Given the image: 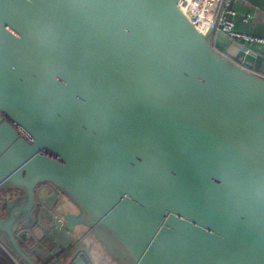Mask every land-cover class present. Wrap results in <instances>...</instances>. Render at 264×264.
<instances>
[{
  "label": "water",
  "instance_id": "water-1",
  "mask_svg": "<svg viewBox=\"0 0 264 264\" xmlns=\"http://www.w3.org/2000/svg\"><path fill=\"white\" fill-rule=\"evenodd\" d=\"M178 1L0 0V190L21 192L0 240L20 263L94 264L84 225L114 264H264L263 57ZM45 188L77 209L65 241L31 214Z\"/></svg>",
  "mask_w": 264,
  "mask_h": 264
},
{
  "label": "crops",
  "instance_id": "crops-1",
  "mask_svg": "<svg viewBox=\"0 0 264 264\" xmlns=\"http://www.w3.org/2000/svg\"><path fill=\"white\" fill-rule=\"evenodd\" d=\"M230 2V6L229 3H217L215 13L221 10V12L227 14L232 20L235 31L264 38V0H231ZM240 42L263 57V61L252 65V69L260 73V68H264V43L247 39H242ZM86 232L87 228L85 226H79L76 228L74 236L78 238L81 235L82 238L86 235ZM86 238L83 241L85 245L82 244V246L87 249L94 264H114L112 259L100 250L99 244L93 238L90 236ZM91 246L98 247L100 252L97 251L95 254L92 252L91 254Z\"/></svg>",
  "mask_w": 264,
  "mask_h": 264
},
{
  "label": "built area",
  "instance_id": "built-area-1",
  "mask_svg": "<svg viewBox=\"0 0 264 264\" xmlns=\"http://www.w3.org/2000/svg\"><path fill=\"white\" fill-rule=\"evenodd\" d=\"M230 1L231 0H179L178 6L192 24L201 31L206 30L210 26H215L218 31H221L231 39L238 41L247 39L264 43L263 37L250 36L235 31L233 29L232 20L227 14L221 12V10L215 13L217 3H229ZM217 15L218 18H216ZM0 248L15 264H22L8 251L1 240Z\"/></svg>",
  "mask_w": 264,
  "mask_h": 264
},
{
  "label": "flooded vegetation",
  "instance_id": "flooded-vegetation-1",
  "mask_svg": "<svg viewBox=\"0 0 264 264\" xmlns=\"http://www.w3.org/2000/svg\"><path fill=\"white\" fill-rule=\"evenodd\" d=\"M41 193V199L45 200L48 204H52V208L50 209H45L42 206H44L42 203L40 204L39 202L37 203L36 207L34 208V210L32 211V216L35 218L36 223L38 220H40L41 224V228H42V232L44 231L45 234L50 233L53 234L54 236H58L59 239L64 240L65 241V237L60 235V233L58 232V230H56V227L54 226V222L56 221V219L58 217H62V215L66 212H76L77 209L75 207L74 204H72V202L67 199L63 194H59L58 197L55 199V197L52 196L51 194V190H49L48 188H45L44 190L42 189L40 191ZM59 193V192H58ZM21 192L18 190H10V189H3L0 190V217L5 215V210H4V206L6 205V203L10 200H14L16 196L20 195ZM36 198V197H35ZM40 217V218H39ZM52 217H55V219L53 220ZM79 226L84 227V225H77L75 227L78 228ZM72 233V236L74 238V240L77 242H81V247L84 248L83 246L85 244H83L84 239H87V236H83L81 238V235L77 237L74 236V232ZM41 233H39L38 235H40ZM82 234V233H81ZM61 237V238H60ZM80 238V239H79ZM83 244V246H82ZM56 244H52V248H56L57 246H55ZM100 252L99 248L91 246L90 248V253L92 254V252L95 253ZM50 264H54V263H50Z\"/></svg>",
  "mask_w": 264,
  "mask_h": 264
},
{
  "label": "trees",
  "instance_id": "trees-1",
  "mask_svg": "<svg viewBox=\"0 0 264 264\" xmlns=\"http://www.w3.org/2000/svg\"><path fill=\"white\" fill-rule=\"evenodd\" d=\"M0 258H2L6 264H14L13 261L4 253V251L0 248Z\"/></svg>",
  "mask_w": 264,
  "mask_h": 264
}]
</instances>
